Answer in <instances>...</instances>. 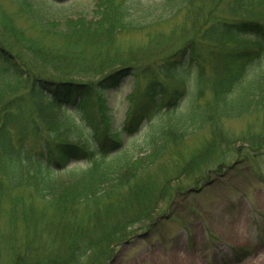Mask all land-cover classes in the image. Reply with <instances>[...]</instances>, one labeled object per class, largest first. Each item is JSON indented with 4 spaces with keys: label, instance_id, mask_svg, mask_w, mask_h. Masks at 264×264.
<instances>
[{
    "label": "trees",
    "instance_id": "1",
    "mask_svg": "<svg viewBox=\"0 0 264 264\" xmlns=\"http://www.w3.org/2000/svg\"><path fill=\"white\" fill-rule=\"evenodd\" d=\"M175 1L164 0L168 4ZM122 3L99 0L93 9L94 19L63 22L53 30L69 41L62 47L44 45L15 30L3 21L6 12L0 7V70L2 77L16 80L2 89L0 84V154H4L0 161L6 167L0 173V211L7 204L2 186L25 184L27 198L32 200L30 206L17 200L11 203L10 224L22 222L29 230L26 240L30 237L14 250L13 264H103L115 246L136 236L138 229L147 231L157 203L168 197L169 184L187 171L168 147L171 138L178 143L183 131L208 125L210 139L187 165L189 169L197 165L198 172L210 167L218 171L226 156L234 153L228 146L237 142L220 133L223 119L244 112L251 104L264 109V66L258 65L264 62V0H183L177 12L188 24L194 22L196 35L219 45L211 48L220 55L226 79L219 77L214 82L211 108L196 102L175 120L151 128L146 156L129 153L122 146L120 133L110 128L106 105L92 98L94 91L117 85L131 69L136 76L137 108L151 103L176 116L175 103L190 90L175 86L168 91L165 78L188 65L203 66L206 60L192 45L152 64L110 55L116 35L135 28L127 21ZM19 10L28 18L35 15L29 0H24ZM45 25H39L42 31L47 30ZM74 43L78 47L70 48ZM194 76H199L197 83L202 81L200 73ZM135 93L131 95L134 100ZM15 111L25 116L19 130L14 127ZM64 113H77L79 119L75 122ZM143 118L133 123L129 117L123 131L129 132L132 126L137 130ZM241 141L244 157L264 148L261 134L243 135ZM166 153L178 163L171 174L155 165ZM72 160L86 166L65 169ZM25 162L29 168L23 166ZM57 173L64 176L59 183ZM35 202L37 208L51 210L48 217L36 216L41 226L29 223V216L34 219ZM50 237L63 241H53L55 246L46 249L36 242Z\"/></svg>",
    "mask_w": 264,
    "mask_h": 264
},
{
    "label": "rangeland",
    "instance_id": "2",
    "mask_svg": "<svg viewBox=\"0 0 264 264\" xmlns=\"http://www.w3.org/2000/svg\"><path fill=\"white\" fill-rule=\"evenodd\" d=\"M23 1L0 0V7L6 12L4 17L7 21H3L44 45L62 47L68 46L69 41L59 38L53 30L60 28L66 20L75 23L79 20L94 19L93 9L99 0H29L35 12L32 18L20 12V4L22 5ZM122 2L127 10V21L135 28L116 35L110 55H116L115 57L122 61L135 58L137 62L141 60L152 64L177 49L192 45L206 60L203 66L188 65L182 72L173 70L165 78L164 83L168 91L175 86L190 90L189 94L183 95L175 103L176 116H170L172 114L163 109L157 110L151 103L144 109L137 108L139 97L134 92L136 76L131 69L117 85L94 91L92 98L104 103V107L106 105L110 128L113 132L120 133L122 146L129 153L144 157L150 150L146 146V140L151 128L175 120L196 102L205 109L212 107L214 82L219 77L226 79V68L220 55H217V49L211 48L212 45H219L208 43L203 37L196 35L197 29L192 27L194 22L188 24V21H183L182 13L177 12L183 5V0H176L173 4L164 0ZM41 23H46L47 30L40 29ZM72 47L76 48L78 44L74 43L70 46ZM210 49L213 50L211 55L208 54ZM221 65L222 69H219ZM258 65L262 67L264 62ZM259 66L254 65L253 68L257 71ZM197 73L202 75L200 83L196 82L199 76H194ZM3 75L0 70L1 89L14 85L15 79H6ZM133 93L135 100L131 98ZM15 114L14 127L19 130L25 123V116L21 111H15ZM64 114L75 122L79 119L77 113ZM141 116L144 118L137 130L132 126L129 132L123 131L129 117L135 123ZM220 133L227 134L237 142L228 146V149L233 148L234 153L226 156L225 165L218 171L210 167L198 172L197 165L190 169L187 165L190 158L199 154L210 139L208 125L183 131L182 140L179 139L178 143V139L169 140L168 147L173 148L172 152L179 160V165H186L187 171L169 184L168 197L157 203L151 219L153 222L147 226V231L138 229L136 236L115 246L103 264H264V148L258 152L252 151L249 157H244V145L241 141L243 135L247 134L264 136L263 107L251 104L244 112L224 118ZM22 164L29 168L28 162ZM155 165L159 171L166 168L171 174L178 163L176 161L175 164V160L166 153ZM85 166L82 161L72 160L66 164L65 169ZM5 170L6 167L0 161V173ZM157 173L158 171L153 173V176ZM57 175L59 183L64 176L63 173ZM2 189L7 204L6 208L0 211V264H13L14 250L30 240V237L26 240L29 230L22 222L10 224L8 217L11 213V203L17 200L30 206L32 200L27 198L29 188L25 184L14 188L2 186ZM41 204L44 206L43 202ZM36 208L35 202V205H32L34 211H31L34 213V219L29 216V223L41 226L40 222L35 220L36 216L48 217L51 210H45L41 206L37 210ZM78 221L84 222L82 219ZM53 241L57 243L63 240L60 237H50L38 239L36 242L42 249H46L55 246Z\"/></svg>",
    "mask_w": 264,
    "mask_h": 264
}]
</instances>
